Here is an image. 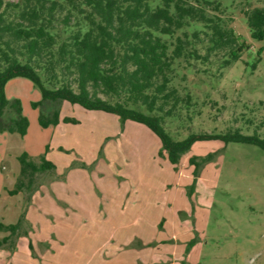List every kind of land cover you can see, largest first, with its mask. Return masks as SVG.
Instances as JSON below:
<instances>
[{"label":"rangeland","instance_id":"1","mask_svg":"<svg viewBox=\"0 0 264 264\" xmlns=\"http://www.w3.org/2000/svg\"><path fill=\"white\" fill-rule=\"evenodd\" d=\"M210 1L220 3L210 14L246 48L228 66L223 54L174 62L171 85L191 103L165 120L166 130L173 140L236 129L264 139V42L250 37L243 14L264 0ZM194 29L201 25L186 31ZM6 92L20 100L28 131L0 134V224H18L14 235L0 232L9 237L0 264H264L261 149L202 140L171 165L141 124L69 103L34 108L40 92L22 78ZM55 110L75 122L41 128L38 115ZM14 114L9 109L3 122ZM23 153L54 168L29 182L20 172Z\"/></svg>","mask_w":264,"mask_h":264},{"label":"trees","instance_id":"2","mask_svg":"<svg viewBox=\"0 0 264 264\" xmlns=\"http://www.w3.org/2000/svg\"><path fill=\"white\" fill-rule=\"evenodd\" d=\"M219 7L210 0H0V134L23 137L28 131L20 100L6 96L7 83L22 78L40 92L34 108L44 102L69 103L147 127L171 165L202 140L242 143L264 152V139L256 133L245 136L236 129L173 140L165 127L167 118L178 117L191 103L189 94L180 95L171 85L174 62L223 54L222 66H228L246 48L218 15L210 14ZM243 14L250 37L264 42V8ZM193 24L201 29L186 31ZM9 109L14 117L4 123ZM59 115L58 110L39 114V126L75 122ZM19 162L29 182L34 173L54 168L43 157L39 165L28 160L26 153ZM189 162L198 164L196 158ZM17 225L0 224V232L14 235ZM8 240L0 239V249Z\"/></svg>","mask_w":264,"mask_h":264}]
</instances>
